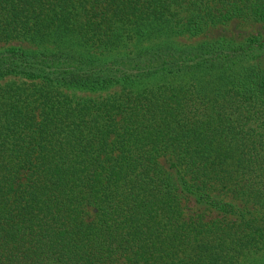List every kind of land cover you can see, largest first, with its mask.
<instances>
[{"label":"trees","instance_id":"obj_1","mask_svg":"<svg viewBox=\"0 0 264 264\" xmlns=\"http://www.w3.org/2000/svg\"><path fill=\"white\" fill-rule=\"evenodd\" d=\"M235 19L264 0H0V43L38 47H0V264L264 253V34L175 42Z\"/></svg>","mask_w":264,"mask_h":264},{"label":"rangeland","instance_id":"obj_2","mask_svg":"<svg viewBox=\"0 0 264 264\" xmlns=\"http://www.w3.org/2000/svg\"><path fill=\"white\" fill-rule=\"evenodd\" d=\"M256 34H264V23H255V22H247L239 19H235L227 24H220L216 26H210L205 29L202 33L196 36H179L175 38L176 43L180 44H193L203 39H213L220 36H227L231 37L235 43L242 42L246 38ZM8 46H15V47H22L24 49H38L37 46H34L26 41H12L10 43H0V47H8ZM260 63L264 64V53H262L259 57ZM21 81L19 77L16 76H8L3 79H0V83H6L9 81ZM119 86H113L106 90L100 91H85V90H78L72 88H63V91L70 94L71 96L75 97V99H85V98H92V99H102L106 96L112 95L119 91ZM172 158L170 157H163L160 158V163L164 166V168L171 174L175 175L174 168L172 167ZM186 209L188 213H192L194 209L200 210L202 209L200 205L194 203L193 199H185ZM210 213H208V216ZM250 264H264V253L256 254L250 258Z\"/></svg>","mask_w":264,"mask_h":264}]
</instances>
